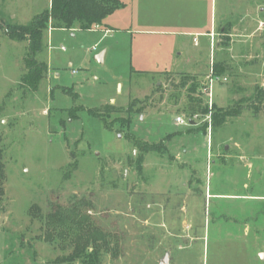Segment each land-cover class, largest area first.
Instances as JSON below:
<instances>
[{
    "label": "rangeland",
    "instance_id": "obj_1",
    "mask_svg": "<svg viewBox=\"0 0 264 264\" xmlns=\"http://www.w3.org/2000/svg\"><path fill=\"white\" fill-rule=\"evenodd\" d=\"M120 1L92 29L43 32L35 58L47 71L35 89L20 81L26 41L0 28V264H68L57 260L73 244L45 239L39 214L78 199L109 235L100 264H159L166 253L170 264H264V0H213L198 18ZM49 5L0 0V19L27 24ZM195 20L215 30L219 59L208 36L195 46L192 36L145 32ZM183 73L196 77L193 92ZM188 94L207 111L190 117ZM228 108L237 114L214 125ZM138 143L157 148L141 153Z\"/></svg>",
    "mask_w": 264,
    "mask_h": 264
},
{
    "label": "trees",
    "instance_id": "obj_2",
    "mask_svg": "<svg viewBox=\"0 0 264 264\" xmlns=\"http://www.w3.org/2000/svg\"><path fill=\"white\" fill-rule=\"evenodd\" d=\"M122 6L123 3L120 0H50L49 8L36 14L27 24H5L0 19V28L8 38L15 41H26L27 54L24 60L26 72L20 78L21 83L35 89L38 82L45 77L47 66L35 58L36 53L42 48L45 30L48 28L89 30L101 25L108 15ZM183 75L181 85H185L188 80H193L189 87V91L193 92L196 86V77L194 74L183 73ZM187 97L188 102L185 110L190 117L194 113L207 111V106H202L201 98H194L191 94H188ZM89 111L98 117H103L102 114L97 113V110L90 109ZM219 112L213 114V117L215 115L220 117V121L216 119L214 125H218L224 117L237 114L230 108L223 110L222 113ZM104 125L108 127L105 120ZM138 146L141 153L157 148L155 144L138 143ZM1 157L0 149V203L4 193L3 182L5 180ZM142 158V155L138 158V169H140ZM87 203L78 199L70 201L66 206L56 205L49 212L39 214L40 220L44 219L45 239L50 241L54 236L62 237L63 240L68 239L67 241L73 244L72 252L57 262L72 264L79 261L80 264H100L102 254L109 250V235L94 226L88 209L85 211L83 209ZM32 209L33 215L39 213V208L36 205Z\"/></svg>",
    "mask_w": 264,
    "mask_h": 264
},
{
    "label": "crops",
    "instance_id": "obj_3",
    "mask_svg": "<svg viewBox=\"0 0 264 264\" xmlns=\"http://www.w3.org/2000/svg\"><path fill=\"white\" fill-rule=\"evenodd\" d=\"M151 1L152 2L156 1V9H157V13L155 15L156 17L159 15H162V17L185 16V17H196V18H198V17H203L206 14V10H210V12H211L213 9V0H151ZM207 6H208V9H207ZM158 21H160V20H158ZM196 24H197V21L195 20V23H192V24L190 23L187 25L190 27L185 26L184 28L178 29L177 31L176 30H169V31L157 30V31H155V30L147 29V30H145V32L146 33L168 32L169 34H179V35L192 36V40L195 38V41H196V43L194 42L195 46L200 45V41L196 37L208 36L210 38V41H209L210 45H213V47L216 48L215 52H214L216 55V58L218 57L217 59H219L218 51H219L220 45L218 44V41L215 40V38H214L215 37L214 36L215 30H212V29L205 30L203 27L200 28ZM193 67H194V65H193ZM243 188H248V185L244 184ZM210 195H211L210 193L207 194V196H210ZM230 196H234V195L232 194ZM237 197H239L243 200H248V199L260 200V199H263L261 196L250 195V194L237 195ZM160 224L162 225L160 220L157 221V225H160ZM152 225H154L153 214L150 210V205L146 204L144 214L142 215V226L149 229L150 226L152 227ZM148 235L149 234H147L146 236L152 238V235L151 236H148ZM169 264H170V260H169Z\"/></svg>",
    "mask_w": 264,
    "mask_h": 264
},
{
    "label": "water",
    "instance_id": "obj_4",
    "mask_svg": "<svg viewBox=\"0 0 264 264\" xmlns=\"http://www.w3.org/2000/svg\"><path fill=\"white\" fill-rule=\"evenodd\" d=\"M96 60L99 62H102L103 59V52H100L96 55ZM159 264H169V255L166 253L159 261Z\"/></svg>",
    "mask_w": 264,
    "mask_h": 264
},
{
    "label": "built area",
    "instance_id": "obj_5",
    "mask_svg": "<svg viewBox=\"0 0 264 264\" xmlns=\"http://www.w3.org/2000/svg\"><path fill=\"white\" fill-rule=\"evenodd\" d=\"M193 40H194V42L196 43L195 38H194ZM216 78H217V77H216ZM216 78H215V79H216ZM209 82H210V85H211V82H213V79L211 78V79L209 80ZM175 120H176V123H178V124H183V123H184V118L181 117V116H176Z\"/></svg>",
    "mask_w": 264,
    "mask_h": 264
}]
</instances>
